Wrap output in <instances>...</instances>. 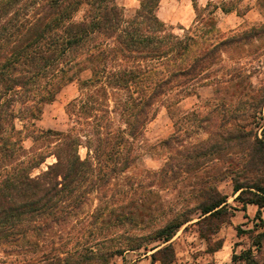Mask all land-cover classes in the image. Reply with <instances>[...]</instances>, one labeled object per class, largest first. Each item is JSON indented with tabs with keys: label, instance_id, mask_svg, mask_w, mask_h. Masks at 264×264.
Wrapping results in <instances>:
<instances>
[{
	"label": "trees",
	"instance_id": "trees-1",
	"mask_svg": "<svg viewBox=\"0 0 264 264\" xmlns=\"http://www.w3.org/2000/svg\"><path fill=\"white\" fill-rule=\"evenodd\" d=\"M160 1L138 0L129 11L117 0H0V248H37L39 238L73 220L114 211L117 200L103 204L102 193L137 160L135 143L157 106L174 117L172 109L197 96L202 86L213 88L212 98L203 103L208 110L202 115L196 106L175 120V131L159 143L166 158L152 172L165 184L191 175L189 196L195 205L170 213L149 238L166 243L193 213L203 222L248 205L257 206L253 229L264 228V138L255 129L264 106V78L257 86L249 70L223 59L226 50L264 38V22L220 36L213 30L215 9L237 11L236 6L215 5L199 14L210 2L198 7V0H191L194 25L177 33L157 15ZM84 72L89 76L82 78ZM76 80L79 93L65 106L68 127L38 128L42 106ZM195 128L206 137L186 140ZM225 178L232 182L233 203L217 187ZM93 193L101 205L81 218L79 209ZM127 193V215L142 216L143 203ZM123 207L118 216L126 217ZM246 231L251 229L237 228L238 234ZM262 234L253 237L257 250ZM99 244L83 246L85 254L75 249L64 257L48 256L46 264H110L107 259L117 250L93 248ZM157 247L149 249L152 261L160 252L174 256L171 243ZM234 258L259 264L250 248Z\"/></svg>",
	"mask_w": 264,
	"mask_h": 264
},
{
	"label": "rangeland",
	"instance_id": "rangeland-1",
	"mask_svg": "<svg viewBox=\"0 0 264 264\" xmlns=\"http://www.w3.org/2000/svg\"><path fill=\"white\" fill-rule=\"evenodd\" d=\"M117 2L129 11L138 7V0H117ZM208 2H210L208 8L204 11L199 9V14H206L215 5L224 4L228 6L233 4L238 13L255 7L252 20L256 21L252 22L257 24L264 22V10L259 6V4H264V0H198V7H205ZM191 3L190 0H161L157 15L172 26L175 32L182 33L180 27L189 28L194 25L196 12ZM218 11L219 13H213V23L215 24L213 30L218 32L220 36H226L234 30L245 29L252 24L247 19L234 30L226 29L229 23L219 25V22L222 23L223 17L221 10L218 9ZM176 18L190 19V21L186 25H182L176 21ZM216 23H218V27ZM223 59L229 65L236 64L249 70L252 74V82L258 86L264 78V38L254 40L253 43L245 45L241 50H226ZM88 76V72L81 74L82 78ZM79 87L80 81H73L61 89L54 101L45 103L42 106L41 116L36 121L37 127L44 130H65L69 125L65 106L78 95ZM212 96L213 88L211 86L201 87L197 96H189L183 99L177 110L172 109L175 114L174 117L170 116L164 105L159 104L157 106V115L147 124L143 136L135 143L137 160L119 180H114L113 184L102 193L107 202L99 201L97 193H93L90 200L79 209V216L81 218L90 217L92 213L96 212L101 202L111 204L108 201L114 202L116 199L117 208L115 206L114 211L106 212L102 217H97V214V218L90 217L91 223L88 220L85 222H82V219L73 220L62 229L58 228L51 233L52 235L48 234L44 238H39L37 248L32 245L29 248L27 247L29 245H25L23 249L9 246L1 247L0 264H46L48 263V256L64 257L66 254H72L75 249H78L76 254L78 252L85 254L86 250H82V247L92 245L94 240H100L99 246L94 245L95 247H93L96 250L102 252L117 250L114 255L110 253L107 259L110 264H163L161 260L167 261L169 259H173L170 264H247L244 260H238L234 256H238L243 250L249 248L255 260L259 264H264V228L253 229L255 219L252 215L248 216L243 210L234 212L231 210L220 219L204 220L203 222H197L199 218L193 213V219L185 223L169 242L160 243L149 238L157 227L170 218V213L195 205L189 196L192 190L190 182L193 180L191 175L182 174L165 184L152 174L161 167L166 158V153L159 146V143L175 131V126L177 127L179 124V122L175 124V120L182 113L198 106L196 108L200 114H205L208 108L203 103L211 99ZM259 122V126L255 129L259 137L264 138V106ZM205 137L206 132L203 129L195 128L193 132L191 131V137L186 140L195 141ZM24 145L27 148L30 147L31 141L26 139ZM79 153L84 157L85 149L81 147ZM52 160L53 158H48L46 162ZM135 180H139L141 184L128 185ZM217 187L222 193L227 194L229 202L233 203L235 196L232 194L230 178L220 181ZM125 192H128L129 196L133 195L135 201L143 203L144 206L141 209L144 214L142 216L130 218L127 215L131 205L127 204V200L124 198ZM162 204L164 205L163 208H161ZM119 206H124L122 211L126 217L125 215L118 216L120 214L119 209H121ZM161 210L165 212L164 217H160ZM238 227L242 230L251 229V231L238 234ZM259 232H263L261 235L263 240L260 249L257 250L252 246V242L253 237ZM167 243H171L174 256L172 257L170 250L160 252L156 255L158 260L152 261L150 255L154 250L149 249L152 246H158L156 249L162 248ZM138 245L140 247L136 248Z\"/></svg>",
	"mask_w": 264,
	"mask_h": 264
},
{
	"label": "crops",
	"instance_id": "crops-1",
	"mask_svg": "<svg viewBox=\"0 0 264 264\" xmlns=\"http://www.w3.org/2000/svg\"><path fill=\"white\" fill-rule=\"evenodd\" d=\"M218 9H220V8L218 7L214 11V14L219 13ZM254 9H255V7H250L248 9H245L242 13H238L237 11L224 12V11H222L220 9L221 10L222 17H223V21H222V23L219 22V25H227L225 23L228 22L229 23L228 24L229 26H227L226 29L234 30L235 28H237L239 25H241V23H243L247 19H249L248 21H251V22L254 21L255 22L256 20H252V14H254V12H253ZM166 21H169V20H166ZM176 21H178L182 25H186L190 21V19L185 20V19H181V18H176ZM254 22H252L251 25L257 24V23H254ZM216 25L218 27V23H216ZM199 89H198V91H199ZM256 210H257V206L256 205H248L247 206V209L244 212H246L248 216H251L252 215L253 218H254V214H255ZM261 216H262V218L264 220V209H262Z\"/></svg>",
	"mask_w": 264,
	"mask_h": 264
}]
</instances>
